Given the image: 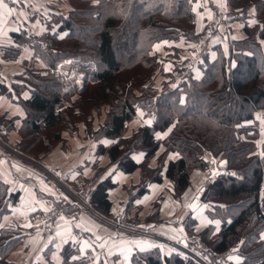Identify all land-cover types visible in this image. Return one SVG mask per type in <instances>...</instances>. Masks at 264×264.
Returning <instances> with one entry per match:
<instances>
[{
	"label": "trees",
	"instance_id": "obj_1",
	"mask_svg": "<svg viewBox=\"0 0 264 264\" xmlns=\"http://www.w3.org/2000/svg\"><path fill=\"white\" fill-rule=\"evenodd\" d=\"M194 1L69 0L72 8L67 13L52 15L53 22L48 25L53 42L47 48L24 29L13 32L16 43L6 48L7 58H17L21 46L29 44L35 56L48 65L38 67L26 60L18 75L21 82L12 84L11 90L0 84V93L13 95L24 107L26 115L17 145L33 156L48 153L63 130L73 133L79 123H84L87 135L116 140L108 146L101 144L100 153H107L125 172L141 167L151 181L162 180L167 154L178 152L180 156L170 160L166 168V176L175 182L176 194L190 184L191 171L208 166V152L226 156L238 176L222 173L214 182H207L199 196L214 203V214L222 219V228L217 236L211 226L199 234L216 253L243 239L241 253L245 260L240 264H252L264 256V240L259 238L264 229V155L256 151L257 128L249 134L243 122L264 108V0H228L232 11L243 12L242 18L255 6L258 23L246 24V36L232 41L228 54L220 50L214 60H205L199 79L193 77L191 67L178 66L173 72H164L163 58L154 51L155 43L166 39L196 41ZM67 59H75L74 63L87 69L97 84L90 93L86 88L78 90L82 97L74 102L66 98L65 78L54 72L58 63ZM179 71L184 76L177 84L169 79L161 90L155 86V76ZM128 80L133 84L127 93L118 92L117 85L125 87ZM25 91L29 92L26 98L22 97ZM104 106H108L106 119L95 127L93 111ZM139 108L148 111L153 121L126 135V121L132 120ZM170 127L165 139L156 138L157 132ZM242 133L248 138H242ZM161 143L165 145L161 161L151 169L147 160ZM138 151L145 152L142 163L132 158ZM114 186L111 178H106L90 190V203L105 215L110 214L109 189ZM145 190L146 184L137 194ZM17 197L7 183L0 181V218L9 211V201ZM19 242L14 230H0V264H14L8 256ZM133 262L199 264L176 252L164 255L159 248L135 254Z\"/></svg>",
	"mask_w": 264,
	"mask_h": 264
},
{
	"label": "crops",
	"instance_id": "obj_2",
	"mask_svg": "<svg viewBox=\"0 0 264 264\" xmlns=\"http://www.w3.org/2000/svg\"><path fill=\"white\" fill-rule=\"evenodd\" d=\"M64 1L3 0L8 8L13 9V14L5 15L8 9L0 8V84L6 85L11 90L12 84L21 82L18 78L22 72L20 66L26 60L34 62L38 67L48 65L35 56V50L29 44L21 46L20 54L16 59L7 58L5 50L16 43L13 32L24 29L28 35L37 38L49 36L51 30H48L50 29L48 23L40 19L36 13L42 11L43 5H58L59 2ZM193 11L195 32L199 34L209 19L232 9L228 0H195ZM247 23L249 25L258 23L255 6L248 10L245 18L230 21V31L227 36L217 32L202 42L197 38L196 41L186 40L183 37L166 39L155 43L154 51L163 58L164 72H171L178 66H186L187 69L191 67L193 77L199 79L203 74L204 61L214 60L220 50L228 54L230 43L246 36ZM167 81L164 76H159L155 86L161 90ZM28 96V91L23 92L22 97ZM140 113H143L142 117ZM25 115L24 107L14 99L13 95L0 93V134L3 138L14 144L19 141V127ZM147 120L153 121L148 111L137 109L136 116L126 121L125 134H132L140 126L145 125ZM102 123L104 121L100 124ZM243 125L249 127V134L257 128L258 135L254 139L257 144L256 151L263 156L264 108L256 111L254 118L244 121ZM171 128L157 132L160 138H157V133L156 138L165 139ZM241 137L248 138L245 133H242ZM115 141L108 137L99 139L91 137L86 134L84 123H79L78 129L73 133L63 130L61 139L48 153L42 154V159L76 190L84 183L93 188L100 181L111 178L115 186L109 189L112 204L110 214L106 216L112 218L123 216L131 225L141 226L173 239H183L190 231L201 232L209 226L212 227L214 236L219 234L223 221L214 214L216 212L214 203L205 202L198 195L207 182H214L224 172L238 176L226 156H215L212 152H208L212 181L208 180L205 169H194L190 173L188 187L180 194H176L175 182L166 176V168L170 160L180 156L178 152L170 151L167 154L161 170L162 180L151 181L144 175L141 167L132 172H125L117 163L111 161L107 153L98 151L101 144L108 146ZM164 150L165 145L161 143L156 154L147 160L149 168L158 166ZM136 157H139V161L135 159ZM132 158L137 163H142L145 161V152H135ZM0 181L8 184L10 192L18 194L16 201H9V211L0 218V230L2 228L14 230L20 237L19 244L8 256V260L14 264H80L83 254L92 248L99 252V264H134L135 254L153 248H159L164 255L174 253L166 244L149 237L127 235L82 208H61L51 228L44 230L42 218L37 213L59 205L61 198L59 189L50 182L46 174L1 149ZM144 184L146 190L138 195ZM261 194L264 195V178ZM196 198L197 201L193 204ZM230 219L228 218V221ZM216 221L220 222L218 228ZM259 238L264 240V229L260 232ZM136 241L140 242L139 246L134 243ZM242 241L243 239H240L230 247L237 246L230 254L234 257L230 260L232 264H237L235 257L240 258L239 264L245 260L241 253Z\"/></svg>",
	"mask_w": 264,
	"mask_h": 264
},
{
	"label": "built area",
	"instance_id": "obj_3",
	"mask_svg": "<svg viewBox=\"0 0 264 264\" xmlns=\"http://www.w3.org/2000/svg\"><path fill=\"white\" fill-rule=\"evenodd\" d=\"M242 11H224L221 12L218 16L209 19L201 32L198 34V41L202 42L215 32L220 29L224 30L225 33H228L227 22L237 16H240ZM39 41V40H38ZM41 45H44V41H39ZM55 74L58 75L60 72L58 69L54 70ZM184 76V73H179L178 81H180ZM2 145V143H0ZM43 172L46 174L50 182L56 186L61 194L58 206H53L50 210L45 211L44 213H37L38 216H42L43 228L48 230L52 223H54L56 217L58 216L61 208H82L86 207V201L82 199V194L87 192L88 187L85 189L76 190L64 181H62L60 176L50 170L43 169ZM208 180L212 181L213 176L210 166L205 168ZM88 193V192H87ZM111 224L116 229L124 232L127 235L134 237H149L154 239L157 242L166 244L170 246L174 252L179 253L183 256H187L198 262L199 264H229L230 260L228 259L232 250L237 246L229 248L221 253L214 252L211 247L206 244L199 232H192L187 234L183 239H173L163 234H159L153 231L143 228L141 226H131L123 216H117L115 219L111 220ZM182 240H186L187 244H184ZM99 252L96 249L87 250L80 261V264H99L98 261ZM252 264H264V256Z\"/></svg>",
	"mask_w": 264,
	"mask_h": 264
},
{
	"label": "rangeland",
	"instance_id": "obj_4",
	"mask_svg": "<svg viewBox=\"0 0 264 264\" xmlns=\"http://www.w3.org/2000/svg\"><path fill=\"white\" fill-rule=\"evenodd\" d=\"M57 2H58V0H57ZM63 3L59 2L58 5L57 4H53V5H49V4L43 5L42 11H38V13H36V14H38V17H40V19L45 20L46 23L50 24L51 22H53L52 21V15H55V14H57L59 12L67 13V11H69L72 8L69 0H65ZM234 12H236V11H234ZM240 17L237 16V17H235V18H233V19H231V20H229L227 22V24H228V26H227L228 33H225V29L224 30L220 29L219 31L222 30V34L224 36L229 35V31H230V21H232L234 19H237V18H240ZM52 28H56V25L55 26H52ZM48 30H50V29H48ZM38 40L45 42L44 45H42V46L40 45L42 48H47L48 45H49V43L50 42H53V38H51L50 36H46V35L40 36L38 38L36 37L35 41L36 42H39ZM14 59H16V58H14ZM74 61H75V59H67L65 61L59 62L58 63V66H57V69L60 72L58 75L61 76V77H63V78H65V81L67 82L68 90H67L66 98H67L68 101H72V102H74L76 98H78V97L81 98L82 97V96H79L78 95V90H82V89L86 88V89H88L87 92L90 93V92H92L93 90H95L97 88V84L94 83L91 80V75H90L89 71L87 69H85V68H82V66L80 64L74 63ZM20 68H21L20 70L23 71L24 68H25L24 64H22L20 66ZM179 73H183V72L182 71H179V72H177L174 75L171 74L172 76L171 75H168V76H164V77L167 78L168 80L170 79V82H172L173 84H177V82H178L177 79L179 78L178 77ZM159 76H163V74H159L158 76H155L154 82L156 80L158 81ZM132 84H133V82L131 80H128L126 82V86L125 87H123V84H118L117 85L118 92H121V91H124L125 90L124 91V94H126L128 88ZM89 93H87V94H89ZM107 108H108V106H104V108H102L100 111H97V110H94L93 111L92 116H93V119L95 121V127L98 124H100L101 122L105 121V119H106V113H107ZM0 143H2V145H0V149L3 152L7 153L8 155H12V156L17 157L21 161H23V162H25V163H27V164L35 167L36 169L40 170L41 172H43V170H42V168H43V169L50 170V172L52 171V172H54V173L57 174V172H56V170L54 168L49 167L44 162V160L42 159L43 158L42 157V154L43 153H40L38 156L30 155V154L22 151L18 147L17 143L14 144V143L10 142L9 140H6L5 138H3V136H1V134H0ZM57 175L60 176L59 174H57ZM60 179L62 181H64L62 179V177ZM64 182L67 185H69L70 187H72L66 181H64ZM86 187H88V190H85V191H87L88 193L87 192H84V194H82V199L84 201H86V207H82V209L91 212L92 214L98 216L99 218L103 219L104 221H106L107 223H109L112 226L111 220L112 219H115V218H112V217L106 216L104 214H101V213H99L96 210V208L90 203V200H89L90 190H91V187L92 186L89 185V184L84 183V185H82V187L80 189H85ZM80 189H77V190H80ZM70 208H72V207H70ZM44 212H42V213H44ZM39 217H42V216H39ZM56 219H57V217H56ZM56 219H55V221H56ZM53 224L54 223H52V225ZM131 226H135V225H131ZM98 261H99V255H98Z\"/></svg>",
	"mask_w": 264,
	"mask_h": 264
},
{
	"label": "snow or ice",
	"instance_id": "obj_5",
	"mask_svg": "<svg viewBox=\"0 0 264 264\" xmlns=\"http://www.w3.org/2000/svg\"><path fill=\"white\" fill-rule=\"evenodd\" d=\"M14 2H15V0H14ZM0 8H4V9H8V11H7V13H5V15H12L13 14V9H10V8H8V5L7 4H5L4 2H3V0H0ZM20 15H24L23 13H20ZM140 115H141V117L143 116V113H140ZM145 123L146 124H151L152 123V121L151 120H147V121H145ZM157 138H160V134L159 133H157ZM141 155H143V154H141ZM135 159H137V161H139V157H136ZM34 210V209H33ZM219 221H216V224H217V228H218V226H219ZM134 243H136L138 246L140 245V242L139 241H136V242H134ZM144 249H143V247H141V251H143ZM73 259H75V257H73ZM228 259L229 260H233L234 259V257L232 256V255H229V257H228ZM235 259H236V261H237V264H239V257H235Z\"/></svg>",
	"mask_w": 264,
	"mask_h": 264
},
{
	"label": "water",
	"instance_id": "obj_6",
	"mask_svg": "<svg viewBox=\"0 0 264 264\" xmlns=\"http://www.w3.org/2000/svg\"><path fill=\"white\" fill-rule=\"evenodd\" d=\"M201 191H202V190H201ZM199 196H200V194L198 195V197H199ZM196 201H197V198L194 200L193 204H195ZM182 242H183L184 244H187L186 240H182Z\"/></svg>",
	"mask_w": 264,
	"mask_h": 264
}]
</instances>
